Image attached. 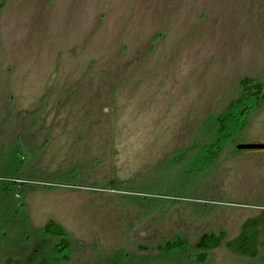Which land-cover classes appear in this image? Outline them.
Wrapping results in <instances>:
<instances>
[{"label":"rangeland","instance_id":"374dc122","mask_svg":"<svg viewBox=\"0 0 264 264\" xmlns=\"http://www.w3.org/2000/svg\"><path fill=\"white\" fill-rule=\"evenodd\" d=\"M246 78L264 0H0V264L63 247L50 222L67 258L44 264H264L196 249L264 221V151L235 149L264 143V101L217 126Z\"/></svg>","mask_w":264,"mask_h":264},{"label":"trees","instance_id":"16d2710c","mask_svg":"<svg viewBox=\"0 0 264 264\" xmlns=\"http://www.w3.org/2000/svg\"><path fill=\"white\" fill-rule=\"evenodd\" d=\"M252 83L253 82L248 78L241 82L242 93L240 99L233 105L232 108L222 114L221 118L217 121L218 132L221 133V137H234V134L240 132V130L246 126L247 115L253 110L259 109L263 106L264 85L261 82ZM211 129H213V127L211 128V126H209L207 130L209 135L212 133ZM15 185V182L6 184L10 190H15ZM263 233L264 221L262 219H253L247 221L242 226L240 234L235 239L230 241H225L226 233L224 231L218 234H205L196 243V249L200 253L199 259L200 261H203L209 252L216 250L223 245L230 252L238 256L255 258L259 254L260 250L264 248ZM43 236L48 239L55 238L62 240L64 244L62 245L63 247L60 245L54 246V252L48 251V243L40 245V247L44 249L46 248L49 253L48 255V253H42L40 250L37 251L41 253L40 256L44 257L42 260L43 262L45 258L48 261L51 260V262L59 261L63 257L67 258L66 252L64 251L67 248V243H65L67 234L61 225L55 222L48 223L44 228ZM184 245V241L181 238H177L175 241L161 247V250L170 252L179 249ZM42 261L41 264H44Z\"/></svg>","mask_w":264,"mask_h":264},{"label":"water","instance_id":"95a60500","mask_svg":"<svg viewBox=\"0 0 264 264\" xmlns=\"http://www.w3.org/2000/svg\"><path fill=\"white\" fill-rule=\"evenodd\" d=\"M236 151H255V150H264V144L260 143H238L235 145Z\"/></svg>","mask_w":264,"mask_h":264},{"label":"flooded vegetation","instance_id":"af4514ba","mask_svg":"<svg viewBox=\"0 0 264 264\" xmlns=\"http://www.w3.org/2000/svg\"><path fill=\"white\" fill-rule=\"evenodd\" d=\"M247 143H254V142H247ZM260 144H264V143H260ZM255 151H264V150H255ZM242 152H246V151H242ZM251 152V151H248Z\"/></svg>","mask_w":264,"mask_h":264}]
</instances>
